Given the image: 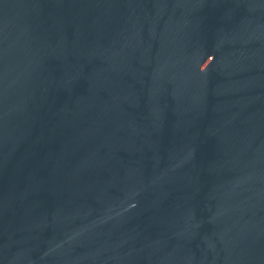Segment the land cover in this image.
<instances>
[{"label": "water", "instance_id": "water-1", "mask_svg": "<svg viewBox=\"0 0 264 264\" xmlns=\"http://www.w3.org/2000/svg\"><path fill=\"white\" fill-rule=\"evenodd\" d=\"M0 264H264V0H0Z\"/></svg>", "mask_w": 264, "mask_h": 264}]
</instances>
